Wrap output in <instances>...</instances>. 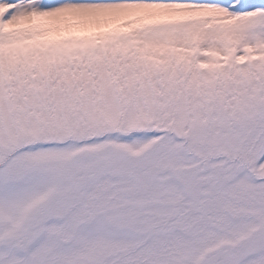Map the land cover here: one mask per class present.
<instances>
[{
  "label": "snow or ice",
  "instance_id": "6c2138e0",
  "mask_svg": "<svg viewBox=\"0 0 264 264\" xmlns=\"http://www.w3.org/2000/svg\"><path fill=\"white\" fill-rule=\"evenodd\" d=\"M0 264H264V0H0Z\"/></svg>",
  "mask_w": 264,
  "mask_h": 264
}]
</instances>
